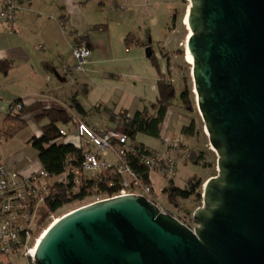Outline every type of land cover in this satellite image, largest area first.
I'll use <instances>...</instances> for the list:
<instances>
[{
    "label": "water",
    "instance_id": "95a60500",
    "mask_svg": "<svg viewBox=\"0 0 264 264\" xmlns=\"http://www.w3.org/2000/svg\"><path fill=\"white\" fill-rule=\"evenodd\" d=\"M188 1L185 51L218 170L195 227L142 196L106 199L53 222L35 264H264V0Z\"/></svg>",
    "mask_w": 264,
    "mask_h": 264
},
{
    "label": "rangeland",
    "instance_id": "374dc122",
    "mask_svg": "<svg viewBox=\"0 0 264 264\" xmlns=\"http://www.w3.org/2000/svg\"><path fill=\"white\" fill-rule=\"evenodd\" d=\"M152 2L156 5V15L152 17V19L148 17L146 20H149V22L151 21L149 26L153 29L151 32L145 29L143 33L147 35H143L142 38L143 41L147 38L149 44L152 45L155 58L157 57L156 61H158L160 68L164 71V78L171 82L176 93L172 101V106L169 108L164 123L162 124L160 138H152L138 134L136 140L149 149L157 151L164 147L161 142V137L171 138L175 136L182 143V148L178 150L179 158L176 160V171L170 181L174 187L182 189L188 178L196 177V179H199L201 182L199 188L201 193L200 200L190 198L172 205L167 202L162 192L158 191V188L164 187L167 183L170 185L171 182L163 178L161 173L153 172L151 173V178L155 187V203L160 210L176 219L178 218L184 221L186 226H188L189 224H193V213L197 209L203 207L202 194L206 182L216 177L218 174L217 155L209 145L208 137L205 133L204 122L197 111L191 78V64L186 58L185 44L189 31L186 21L190 3L188 0H152ZM114 9V5H112L110 11ZM103 13L106 14L108 11L104 10ZM142 21H144V19H142ZM174 22L176 27L171 34V28ZM167 36L170 40L168 48L170 52L167 53V59H164L158 56V53L162 51L163 41ZM128 49L126 54L132 59L130 62L125 63L124 60L119 63L104 62L97 67L96 64L88 63L84 67V71L79 74L84 76L91 71V73L88 74L91 81L88 82L87 90L75 91L74 93L76 95H74V98H76L85 109L87 120L97 129L115 128V120L113 117L125 112L131 116L137 111H143L144 109L149 110L151 105L156 102V83L158 74L154 63L145 57L144 48L138 49V53L135 46L129 47ZM163 50L165 51L166 49ZM73 62L74 64H72ZM75 64L76 61L74 57L71 56L70 72L75 71ZM93 67H95L96 70L92 73ZM61 80L62 83H65L64 74L61 75ZM183 90L189 92L192 113L184 112L183 114L181 110L179 96ZM63 107H67L68 110L70 109L76 114L70 108V105L63 104ZM76 115H78L82 121L85 120L84 116L78 113ZM121 117H124V114ZM24 120L26 122L25 127L12 138L0 143L1 163L9 159H12V164L19 161V165L36 161L37 153L28 144V141L33 136H41L40 125L35 122L32 116H26ZM128 120L129 119L126 121ZM191 120H193V134L187 136L186 133H182V130L184 127H188ZM119 128H122V126L120 125ZM191 151L196 154L201 153L202 159L199 163L194 162L190 158L188 152ZM0 166L13 172L5 165ZM98 193L99 192L96 190H91L83 199L75 200L64 205L59 211L53 214V219H49L50 224L55 218H60L72 210L92 203ZM194 227H192V229ZM0 264L33 263L23 252H18L0 255Z\"/></svg>",
    "mask_w": 264,
    "mask_h": 264
},
{
    "label": "crops",
    "instance_id": "0c3cea01",
    "mask_svg": "<svg viewBox=\"0 0 264 264\" xmlns=\"http://www.w3.org/2000/svg\"><path fill=\"white\" fill-rule=\"evenodd\" d=\"M81 2L23 0L24 8L15 21L9 26L0 25V63H6L3 68L9 66L6 71H0V125L9 105L15 101L19 100L25 106L43 102L45 107L62 110L63 104L70 105L72 100H77L75 91L87 90L91 71L84 77L79 75L81 72L69 70L74 46L88 47V63L96 64V67L104 62L124 60L128 63L132 60L123 43L129 33L139 39L140 43L135 45L137 53L140 48L152 47L147 38L144 41L142 38L147 35L143 33L145 29L150 32L153 29L149 26L151 21L146 20L156 15V5L152 0ZM112 5L115 9L110 11ZM104 10L108 13H103ZM175 27L174 22L171 34ZM169 45L167 36L163 41V49H166L163 54L169 51ZM93 68L92 73L96 70ZM63 74L65 83L61 80ZM84 117V122L92 125L87 120L86 111ZM69 142L76 143L74 135L70 136ZM0 165L20 175H28L40 167L38 159L22 165L19 161L12 164V159H9Z\"/></svg>",
    "mask_w": 264,
    "mask_h": 264
},
{
    "label": "built area",
    "instance_id": "2783aa9c",
    "mask_svg": "<svg viewBox=\"0 0 264 264\" xmlns=\"http://www.w3.org/2000/svg\"><path fill=\"white\" fill-rule=\"evenodd\" d=\"M23 8V0H0V25H11ZM71 54L76 60L74 70L82 73L88 63L90 49L86 46H74ZM21 106L11 105L6 113H15ZM62 110L69 111L73 121L61 126L59 134L67 143H70V136L74 135L76 143L70 144L81 150L80 168L69 170L73 177L72 190L76 192L84 181L97 178L100 173L114 174L119 181V188L111 196L96 194L92 203L138 195L157 206L151 173H161L163 178L171 182L177 166L179 139L175 136L161 137L163 149L152 150L149 154L138 153L133 147L135 143L130 142L124 132V120L127 122V119L132 118L127 112L113 117L115 128L97 129L80 120L67 107ZM123 114L124 117H121ZM120 125L122 128H119ZM129 153L147 168L148 179H144L128 165ZM67 180L66 175L53 177L41 167L28 175H20L0 166V255L23 252L35 264L33 255L36 243L50 225L49 219H53V215L47 212L46 200L56 194L55 183L66 184ZM168 185L167 183L164 187ZM164 187L158 188V191H162Z\"/></svg>",
    "mask_w": 264,
    "mask_h": 264
},
{
    "label": "trees",
    "instance_id": "16d2710c",
    "mask_svg": "<svg viewBox=\"0 0 264 264\" xmlns=\"http://www.w3.org/2000/svg\"><path fill=\"white\" fill-rule=\"evenodd\" d=\"M91 0H82L81 4H86ZM102 4V3H101ZM100 5V4H99ZM124 45L127 47L135 46L139 44L133 34L129 33L123 39ZM82 46V45H79ZM181 54V53H180ZM150 60L154 63L158 74V80L156 83L157 99L150 109H144L143 111H137L132 115V118L123 123L124 132L129 138L130 142H134V150L138 153H151V149L139 143L136 140L138 134H142L152 138H160L161 127L167 116L169 108L172 106V101L175 98V88L169 83L162 75V69L156 61L155 55L152 54ZM6 64L0 63V71H6L9 68H3ZM180 107L184 112L192 113L191 100L189 92L183 90L179 96ZM21 104L20 110L15 113H6L2 123L0 125V136L2 142L12 138L23 127L26 126L24 117L32 116L36 123L40 125L41 136L32 137L28 141V144L36 151L37 159L40 163L41 169L46 171L49 175L57 177L60 175H66L68 177L67 183H55L54 189L56 194L52 195L46 200L47 212L51 215L55 214L64 205L73 202L75 200H81L87 196L91 190H96L99 193L111 196L118 188L119 181L117 177L112 175H101L99 177L84 181L80 185L77 191H73L72 175L69 170L80 168L81 150L75 147L73 144L64 142V138L59 134V129L63 125H68L73 121L71 113L67 110H57L53 107H45L43 102H35L29 105H23L21 101H15L11 105ZM70 108L77 114L84 116L85 111L82 105L77 100H72ZM79 118V116L77 115ZM80 119V118H79ZM81 120V119H80ZM193 120L190 121L188 127H184L182 133H186L187 136L193 134ZM182 148V143H179L178 150ZM190 158L199 163L202 159L201 153L196 154L194 152H188ZM128 165L141 174L144 179H148V170L132 153L127 156ZM179 158V152H178ZM109 172V171H107ZM201 182L199 179L188 178L184 188L174 187L172 182L167 187L162 189V195L166 198L167 202L175 205L181 201L194 198V200H200L201 193L199 191ZM178 219V218H177ZM179 221L186 223L180 219ZM189 228L194 227L193 224L188 225Z\"/></svg>",
    "mask_w": 264,
    "mask_h": 264
},
{
    "label": "bare ground",
    "instance_id": "6f19581e",
    "mask_svg": "<svg viewBox=\"0 0 264 264\" xmlns=\"http://www.w3.org/2000/svg\"><path fill=\"white\" fill-rule=\"evenodd\" d=\"M186 24H187V21H186ZM188 28V27H187ZM189 30V29H188ZM191 35V31L189 30L188 31V37ZM188 37H187V39H188ZM185 50H186V44H185ZM186 58H187V60H188V62L192 65V56L189 54V52H187L186 53ZM57 219L58 218H55V220L53 221V222H56L57 221ZM52 222V223H53ZM51 223V224H52ZM51 224L47 227V228H45V230L42 232V235H41V237L38 239V241H37V245H38V243H39V241L41 240V238H42V236L44 235V233H46V231H47V229L51 226ZM36 245V246H37Z\"/></svg>",
    "mask_w": 264,
    "mask_h": 264
},
{
    "label": "flooded vegetation",
    "instance_id": "af4514ba",
    "mask_svg": "<svg viewBox=\"0 0 264 264\" xmlns=\"http://www.w3.org/2000/svg\"><path fill=\"white\" fill-rule=\"evenodd\" d=\"M152 48V52H153V54L155 55V52L153 51V47H151ZM175 50H177V49H175ZM174 50V51H175ZM168 52H170V51H167L165 54H163L164 53V50L162 49V51H160L159 53H158V56H161V58H164V59H167V57H168V55H167V53ZM169 83H171L169 80H167Z\"/></svg>",
    "mask_w": 264,
    "mask_h": 264
}]
</instances>
